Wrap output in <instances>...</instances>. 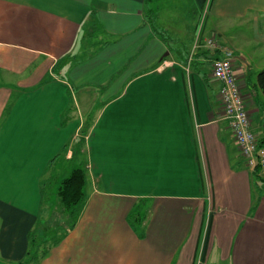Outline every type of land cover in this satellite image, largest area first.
<instances>
[{
	"label": "crops",
	"instance_id": "crops-1",
	"mask_svg": "<svg viewBox=\"0 0 264 264\" xmlns=\"http://www.w3.org/2000/svg\"><path fill=\"white\" fill-rule=\"evenodd\" d=\"M144 2L0 0V264L27 255L43 191L68 172L55 160H70L86 115L92 184L39 264H264V182L239 153L205 46L233 52L264 145V0H188L208 13L202 29L183 25L188 38L176 31L183 53L156 36Z\"/></svg>",
	"mask_w": 264,
	"mask_h": 264
},
{
	"label": "rangeland",
	"instance_id": "rangeland-1",
	"mask_svg": "<svg viewBox=\"0 0 264 264\" xmlns=\"http://www.w3.org/2000/svg\"><path fill=\"white\" fill-rule=\"evenodd\" d=\"M152 6H155V13H154V22L152 24H154V26L158 27L159 30H165L167 31L166 33L168 34L167 39L170 43V48L169 51H171V53L175 52L176 49L179 50L181 53H183V50L185 47H187L188 45H182L180 44V42L175 38L176 36V31L179 35V38L181 40H184V38H188V33L189 31H187V36L181 37L180 31L183 30V25H190V27H194V22H196V29L199 28H203V25L205 23L206 17H207V4H205L203 10L200 13V17L198 18V15L196 16V13L193 12L192 9H190V5L188 3V0H153ZM187 13H189L190 18L187 17ZM167 27V28H166ZM185 33V32H184ZM191 34L194 33L193 29L190 32ZM189 59L191 60V57H189ZM189 60V62H190ZM212 64V63H211ZM77 96V94H76ZM76 98V97H75ZM81 100L78 99V107L79 110L84 111V107H82L81 105ZM99 101L97 102H93V104H98ZM93 106V105H92ZM90 107V109L85 110L86 112L89 113H96L95 108H97L96 106ZM78 109V108H77ZM76 112V109H75ZM85 113V112H84ZM85 115V114H83ZM92 117H89L88 115L84 116V120H85V125L83 127H85L87 124L91 123L92 121ZM83 127L81 128V130L83 129ZM84 130V129H83ZM81 137V133L79 132L76 140L72 141L71 144H68L67 146H65V150L69 148V152L70 153V158L71 156L75 157V160H71V161H66L63 158V154L58 155L57 157H59L57 160H55V164L53 165L54 169H58V167H60V164H64V166H68V172H71L72 169L74 168H85L87 165L86 164V157H85V152H83V142L81 140H78V138ZM64 151V150H63ZM75 152V154H74ZM56 157V158H57ZM53 169V170H54ZM56 172V170L53 171L52 174V181H50L51 179V175L49 173L48 175V180L50 181V188L49 186L47 187L48 190L46 191V193L43 195V203L45 205L44 207V211L42 214V220L40 221V223L38 224V227L34 234V240L37 242L36 244H43V243H50L51 240L53 239L54 236H59L64 230V220H62L60 217L56 216V212H57V198H56V192H57V183L59 182H55L53 181L57 176H54V173ZM66 174V175H67ZM62 179H60L61 181ZM56 183V184H55ZM91 181L88 178L87 179V188L89 186H91ZM260 189L263 191L264 193V185L260 186ZM143 214L144 211L143 210H139L137 208H135V211L131 213L129 220L130 222H132V224H134L135 226L136 221L140 218H143ZM18 262H14V264H17Z\"/></svg>",
	"mask_w": 264,
	"mask_h": 264
},
{
	"label": "built area",
	"instance_id": "built-area-1",
	"mask_svg": "<svg viewBox=\"0 0 264 264\" xmlns=\"http://www.w3.org/2000/svg\"><path fill=\"white\" fill-rule=\"evenodd\" d=\"M213 53L212 77L219 83V100L233 139L246 166L264 182V145L252 130L251 121L233 70L234 54L215 37L205 41ZM197 264H202L198 261Z\"/></svg>",
	"mask_w": 264,
	"mask_h": 264
},
{
	"label": "trees",
	"instance_id": "trees-1",
	"mask_svg": "<svg viewBox=\"0 0 264 264\" xmlns=\"http://www.w3.org/2000/svg\"><path fill=\"white\" fill-rule=\"evenodd\" d=\"M152 3L153 0H145L144 2L146 21L151 25L156 36L167 42L168 39L166 33L162 30H159L158 27L152 24L154 22L153 16L155 13V6H152ZM256 85L264 96V70L257 73ZM83 129L80 130L81 137L78 138V140H81L82 142L84 135L87 132V126L83 127ZM73 159L75 160V157L71 156L69 161ZM85 166V168L80 167L72 169V171L65 175L61 181L58 183L56 181L58 185L56 192V205L58 210L56 212V216L64 220V231L59 236H54L51 240V243L48 242L41 245L36 244L37 242L34 240L33 236L36 230H38L37 227H35V229L29 233L31 240L27 255L23 261L18 262L17 264H39L49 249L58 244L64 233L74 226L77 217L80 214L81 208L83 207L86 200L88 170L87 165ZM44 194L45 192L43 191V195Z\"/></svg>",
	"mask_w": 264,
	"mask_h": 264
},
{
	"label": "water",
	"instance_id": "water-1",
	"mask_svg": "<svg viewBox=\"0 0 264 264\" xmlns=\"http://www.w3.org/2000/svg\"><path fill=\"white\" fill-rule=\"evenodd\" d=\"M166 55H167V53L164 56H166Z\"/></svg>",
	"mask_w": 264,
	"mask_h": 264
}]
</instances>
